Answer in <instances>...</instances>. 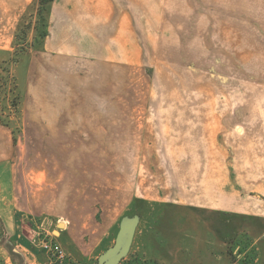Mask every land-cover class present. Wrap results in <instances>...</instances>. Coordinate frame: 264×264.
I'll use <instances>...</instances> for the list:
<instances>
[{
	"label": "crops",
	"instance_id": "obj_1",
	"mask_svg": "<svg viewBox=\"0 0 264 264\" xmlns=\"http://www.w3.org/2000/svg\"><path fill=\"white\" fill-rule=\"evenodd\" d=\"M29 1L0 0V12H18ZM49 5L40 70L49 118L45 139L91 140V146L101 141L96 147L103 155L117 154L105 152L117 146L121 155L164 157L166 170L155 168L150 182L143 174L149 169L141 165L139 193L146 198L264 219V100L245 101L238 91L244 58L238 29L264 27L257 24L264 22V0H51ZM155 63L168 64L178 75L189 73L193 83L179 80L171 105L116 98L126 76ZM186 90L192 95L180 98ZM131 108H143L137 111L143 114L132 116ZM14 146L12 128L0 123V264H49L32 246L38 219L20 198ZM118 215L105 219L93 243L79 246L78 259L65 248L67 225L59 228L52 236L68 254L64 264H99V258L90 260L104 251ZM51 224L46 222L47 230Z\"/></svg>",
	"mask_w": 264,
	"mask_h": 264
},
{
	"label": "rangeland",
	"instance_id": "obj_2",
	"mask_svg": "<svg viewBox=\"0 0 264 264\" xmlns=\"http://www.w3.org/2000/svg\"><path fill=\"white\" fill-rule=\"evenodd\" d=\"M50 1L30 0L18 12H0V123L12 128L17 141L16 179L20 198L24 197L32 215L51 221V235L67 225L63 240L75 259L80 258L79 246L93 243L105 219L119 212L117 225L105 241L107 247L90 262L101 257L113 264H264L263 218L177 204L171 198L151 200L139 193L141 165L149 169L143 174L150 182L155 168L166 170L164 157L121 155L118 152L123 150L117 146L110 151L105 148L106 153L117 154L103 155L97 154L96 144L101 141L91 146V140L44 138L49 118L44 113L40 70ZM239 31L244 36L239 94L245 101L264 100V27ZM179 80L193 83L189 73L178 75L168 64L155 63L126 76L116 98L171 105ZM122 83L123 79L118 82ZM191 92L186 90L180 98ZM142 109L131 108L130 114L138 116ZM166 172L168 183L170 170Z\"/></svg>",
	"mask_w": 264,
	"mask_h": 264
},
{
	"label": "built area",
	"instance_id": "obj_3",
	"mask_svg": "<svg viewBox=\"0 0 264 264\" xmlns=\"http://www.w3.org/2000/svg\"><path fill=\"white\" fill-rule=\"evenodd\" d=\"M37 222L34 229L35 235L31 238L32 246L41 250L46 255L47 263L64 264L68 258L66 250L46 229L45 218L38 219Z\"/></svg>",
	"mask_w": 264,
	"mask_h": 264
},
{
	"label": "water",
	"instance_id": "obj_4",
	"mask_svg": "<svg viewBox=\"0 0 264 264\" xmlns=\"http://www.w3.org/2000/svg\"><path fill=\"white\" fill-rule=\"evenodd\" d=\"M62 224H63L62 222H59L58 225L60 226V225H62ZM56 232H58V231H56ZM123 232H126V229H125V228L123 229ZM116 247H117V246L115 245V246L113 247V249L111 248V250H109V252L114 251V250L116 249ZM102 261H103V260H102V258L100 257V259H99V264H113V263H115V261H112V260H109V261H107V262H103V263H102Z\"/></svg>",
	"mask_w": 264,
	"mask_h": 264
}]
</instances>
